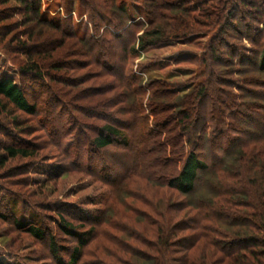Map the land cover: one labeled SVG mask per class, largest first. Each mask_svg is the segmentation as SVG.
I'll use <instances>...</instances> for the list:
<instances>
[{"label":"rangeland","instance_id":"rangeland-1","mask_svg":"<svg viewBox=\"0 0 264 264\" xmlns=\"http://www.w3.org/2000/svg\"><path fill=\"white\" fill-rule=\"evenodd\" d=\"M42 1V9L48 17L72 18L74 24L84 22L88 25L89 36L98 38L108 30V25L99 16H94L92 9L80 15L79 0H74V3L71 0V4L75 5L74 11L71 10L72 6L67 11L60 0ZM190 2L189 0L188 3ZM114 4L116 14H124L121 5L125 4L127 8L128 20H124L127 32L121 39L115 40V55L117 59L127 55L125 64L128 73L137 74L146 87L148 80L153 78L185 86L194 84L199 79L198 73L203 68V46L216 31L204 25L207 19L200 18L202 22L196 26L197 33L192 41L185 43L171 40L141 50L137 41L148 26L149 15L144 12L143 1L117 0ZM211 4L213 6L212 1L208 0L206 5ZM194 6L206 7L203 3H196ZM172 19L173 17L167 18V21L171 22ZM65 26L66 22H63V27ZM110 31L112 32L111 29ZM106 36L114 41L111 34L106 32ZM225 36L230 43L238 44L243 39L246 48L242 49V53L256 62L258 54L252 51L256 46L242 38L241 32L236 29L227 30ZM84 49L85 43L66 38L61 29L41 20L34 11H28L26 4L19 0H0V76L12 78L17 84H21L29 102L36 106V112L31 114L18 109L0 95V264H62L61 261L69 264L79 239L61 229L59 216L75 225H83L82 231H88L92 220H104L103 224H96L98 231L84 247L79 264H155L161 260L152 248L157 242L148 234L145 242H138L126 232L142 229L144 218L141 213L153 212L155 202L161 208L184 199L194 203L196 199L184 197L175 190L141 177L132 179L125 188L120 185L119 190L104 179L106 174L101 170L103 161L120 162L119 154L124 149L118 142L104 150L97 149L91 143L96 136V128L104 124L105 120L90 116L89 111L86 114L89 106L104 103L100 96H93L90 89L112 85L108 89L110 92L105 94L108 97L124 98L113 109H119L120 118L131 122L132 114L121 113L120 108L125 111L133 106L134 100L125 98L129 95L125 86L116 84L118 82L115 77L102 74L103 70L93 62V57L83 54ZM32 54L40 59L43 71L54 75L56 80L47 76L46 80L39 81L32 74L22 76L19 67L26 64L28 55ZM74 60L80 61V66H71ZM253 62H245V65L250 66L255 73L257 65ZM55 65H61L62 70H53ZM216 67L221 74L222 83L232 81L231 76L237 77L234 71L238 68L236 65L220 63ZM229 71L234 73L225 74ZM68 74L72 76L70 78L75 77V81H79V78L85 80L79 86H71L64 76ZM218 85L229 88L226 84ZM241 85L248 89L243 91V103L251 101L256 106L264 107L262 96L251 94L253 90H264L262 86ZM147 88H144L145 92L141 97L144 104L151 94ZM234 91L242 93L238 88ZM248 95L251 97L248 98ZM166 102H170V99ZM163 104L161 113L168 115L170 112L167 104ZM226 104H232L231 100L225 102L224 106L228 107ZM259 113H264V109L259 110ZM150 125H153V116H150ZM8 145L24 147L33 151V154L8 158L4 162L3 148ZM207 147L203 148V155ZM159 162L156 166L161 168L163 162ZM168 168L170 169L169 166ZM210 179L214 184L218 183L216 178ZM117 181L118 184L119 180ZM202 187L200 193L203 194H198L197 197H217L211 191V186L203 184ZM192 212L194 211L189 209L177 214L188 219L195 216ZM16 220L28 221L29 224L40 227L44 232L43 238L35 236L29 226H20ZM215 229L235 232L238 227L230 228L216 223ZM190 231L179 232L174 238L175 244L166 252L168 264H234L230 258L235 255L230 257L220 250L222 243L227 240L216 236L214 231L211 236L218 238L215 242L218 243V248L207 243L208 241L197 239L198 237L180 238L185 233L187 236L192 235L193 232ZM53 236L61 249L58 255L51 248Z\"/></svg>","mask_w":264,"mask_h":264},{"label":"trees","instance_id":"trees-1","mask_svg":"<svg viewBox=\"0 0 264 264\" xmlns=\"http://www.w3.org/2000/svg\"><path fill=\"white\" fill-rule=\"evenodd\" d=\"M19 1L26 4L28 11L39 15L41 20L61 29L66 38L85 43L83 54L93 57V62L103 70L102 74L115 77L118 82L116 84L125 86L129 94L126 99L134 100L132 107L125 111L120 108L121 113L132 114L131 122L120 118L119 109H113L124 98L108 97L105 94L110 92L108 89L112 85L90 89L91 94L100 96L104 103L89 106L86 114L89 111L90 116L105 120L104 124L96 128V136L92 138L91 143L97 149L104 150L118 142L124 149L119 154L120 162L103 161L101 170L106 174L104 179L118 189L121 186L127 187L135 177H141L175 190L184 197L196 198L194 203L184 199L161 208L154 201L156 205L153 212L141 213L144 227L126 233L138 242H145L147 234L157 242L152 248L161 260L155 264H168L166 252L172 249L176 242L174 238L179 232L186 230H191L192 235L187 236L185 233L180 238L198 237L197 239L208 241L207 243L214 244L217 248L218 243L215 242L218 238L211 236L212 231L216 236L227 240L222 243L220 250L230 257L235 255L230 258L234 264H264V113H259L264 107L256 106V103L251 101L243 103L241 100L243 91L248 90L241 84L264 88V0H211L213 6L206 5L208 0H190V3L189 0H141L144 12L149 14L148 26L137 41L141 50L171 40L185 43L192 41L197 33L196 26L202 22L200 18L207 19L204 25L216 29L203 46V68L194 84L176 85L170 83V80L153 78L148 80V88L143 85V79L137 74L126 71L127 55L118 59L115 55L116 41L127 32V29H124V20H128L125 4L120 7L124 11L122 16L120 13L116 14L114 3L117 0H79L80 15L92 9L93 15L99 16L102 22L108 25V30L95 38L88 35V25L84 22L74 24L72 18L48 17L42 9V0ZM60 1L65 4L67 11H70V6L74 11L75 5L71 4V0ZM196 3H203L206 7L196 8ZM171 17L172 21H167V18ZM63 22H66L65 27ZM94 27L98 28L96 24ZM235 29L241 32L242 38L256 46V49L252 50L258 54L256 62L242 53V49L246 48L243 39L238 44L228 41L225 36L227 30ZM106 32L113 36L114 41L108 39ZM73 47L75 48V44ZM235 54L238 56L235 57ZM249 61H254L257 65L255 73L250 66L245 65V62ZM220 63L238 66L234 69L237 77L231 76L232 81L222 83L221 74L216 67ZM80 64V61L74 60L71 66ZM62 68L61 65H55L53 70L61 71ZM19 69L23 77L32 74L35 80L43 81L47 76L56 80L54 75L43 71L40 59L34 57V54L28 55L26 64ZM231 73L234 72L225 74ZM64 76L71 86H79L85 80L79 78V81H75V77L70 78L72 76L69 74ZM220 83L229 88L219 86ZM144 88L151 91L146 104L141 100ZM237 88L242 93L234 91ZM25 91V88L12 78L0 76V95L18 109L33 114L36 112V106L29 102ZM251 94L260 95L264 100V90H253ZM250 97L248 95V98ZM168 98L170 102H166ZM228 100H231L232 104H226L228 107H225ZM163 103L167 104V110L170 112L168 115L161 113ZM150 116H153L154 127L150 125ZM227 142L228 146L225 147ZM205 146L208 147L203 155ZM3 149L4 162L8 158L33 154V151L13 145ZM161 160L163 163L160 168L156 165H159ZM211 177L216 178L218 183L214 184ZM203 184L211 186V191L217 197H197L198 194H203L200 193ZM189 209L194 211V217L187 219L177 214ZM59 218L61 229L79 239L78 247L68 262L79 264L84 247L98 231L96 224H103L104 220H92L88 231H82L83 225H75L61 216ZM16 223L29 226L32 234L43 238L44 232L40 227L29 224L28 221L16 220ZM216 223L230 228L238 227V230L218 231L215 229ZM194 234L196 235L193 236ZM51 246L53 253L58 255L61 249L54 236L51 237ZM61 263L65 264L63 261Z\"/></svg>","mask_w":264,"mask_h":264}]
</instances>
